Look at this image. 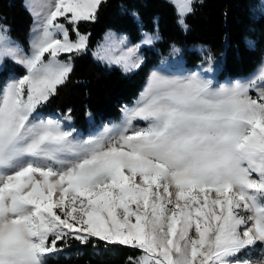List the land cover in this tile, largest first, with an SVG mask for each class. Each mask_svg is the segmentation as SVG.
<instances>
[{
  "label": "snow or ice",
  "instance_id": "snow-or-ice-1",
  "mask_svg": "<svg viewBox=\"0 0 264 264\" xmlns=\"http://www.w3.org/2000/svg\"><path fill=\"white\" fill-rule=\"evenodd\" d=\"M105 2L25 0L28 52L0 26V64L24 68L0 89V264H49L73 239L130 247L128 264H251L239 257L264 245V67L220 84L205 75L210 54L184 75L156 68L122 119L86 138L71 109L40 112L88 50L79 24ZM169 2L186 30L193 0ZM106 39L98 59L140 67V45ZM159 39L157 26L141 45Z\"/></svg>",
  "mask_w": 264,
  "mask_h": 264
},
{
  "label": "trees",
  "instance_id": "trees-1",
  "mask_svg": "<svg viewBox=\"0 0 264 264\" xmlns=\"http://www.w3.org/2000/svg\"><path fill=\"white\" fill-rule=\"evenodd\" d=\"M261 0H193L194 11L186 17L187 29L177 23L175 7L168 0H106L95 22H81L79 30L89 36V49L73 59V72L67 84L60 88L44 113L63 115L72 110L71 126L78 132L90 133L103 121L121 117V103L132 105L141 90L147 72L173 45L181 49L187 68H207L206 57L218 61L215 70L219 78L247 77L253 73L264 53V9ZM0 25L8 28V35L24 52L29 51L33 14L25 0H0ZM158 26L160 39L153 47H144V63L132 72L118 66L97 61L91 50L108 31L125 33L132 42L141 39L143 32ZM72 34L71 38H74ZM198 47H202L203 50ZM24 74V68L6 60L0 77ZM102 246V242H99ZM92 244L82 245L69 240L64 251L69 261L89 264H128L129 257L139 253L127 246H112L105 261L79 255L89 251ZM77 249V252L75 251ZM77 253V254H76ZM77 256V257H76Z\"/></svg>",
  "mask_w": 264,
  "mask_h": 264
},
{
  "label": "rangeland",
  "instance_id": "rangeland-1",
  "mask_svg": "<svg viewBox=\"0 0 264 264\" xmlns=\"http://www.w3.org/2000/svg\"><path fill=\"white\" fill-rule=\"evenodd\" d=\"M36 2H41V0H36ZM261 8L264 9V3H261ZM0 26H2V25H0ZM32 27H33V25H32ZM110 34H111V36L115 37L116 39H119L120 37H125L126 38V40L124 42V46L125 47H132L134 45H140L139 50H138V55H139L140 59L142 60L141 65L144 63V53L142 52V48H144V47H153L155 45V43H156L155 42L152 45H141V39H142V37H141L140 40H138L136 42H132L125 33H118V32H115V31H108V32H106L104 34L103 39L99 42V44L96 45V47L91 50V52H92L94 58L97 61L102 62L104 64H107L109 66H114L115 64H108V63H106V62L98 59L97 56L94 55V54L97 52V50L101 46H107V44L109 43V41L106 38ZM6 35L8 37H10L8 35V30H7ZM31 38H32V32H31V36H30V41H31ZM73 39H75V37ZM10 40L12 42H14L15 45H18L11 38H10ZM176 48L179 49V53L178 54H169L167 56H162L157 61V64L152 65L149 68V70L147 72V75H146V78L144 80L143 86H142L141 90L139 91V93L143 90V88H144V86L146 84V81H147V78H148L149 73L152 70L156 69V68H164L170 74H174V75H184V74H187L188 71H196V70L200 69V68H197V67H195V68H185L184 67V61H183V58H182V55H181V49L178 48V47H176ZM198 48L201 49V50H203L202 47H198ZM88 49H89V47H88ZM6 60H12V59L11 58L4 59L3 63L0 64V71L3 70V68L5 66ZM218 65H219L218 61L213 60V71L210 72V73H215L216 72L215 70L218 68L217 67ZM115 66H118V65H115ZM118 67H120V66H118ZM207 67H208V65H207ZM262 67H264V53H263L262 60L258 64L256 70L253 73H251L249 76H247V77H241V78L227 79V80H220V81L214 78L213 80L217 84L225 83V82H229V81H234V80H244V79H247V78L252 77L253 75L258 74L260 72V70L262 69ZM120 68H122V67H120ZM132 71H134V70H132ZM132 71H128L127 73L132 72ZM124 72H126V71H124ZM21 75H23V74H15V73H12L7 78L6 77H0V89H2L7 84V82L10 79L19 77ZM205 75H207V74L205 73ZM209 78H211V77H209ZM135 99H134V101H135ZM125 105H126L125 103H121V105L119 107H121V109H122ZM127 106L128 107H131L132 105H127ZM43 115H45V114H43ZM122 115L123 114H121V117L119 119L115 120V121H109V122L103 121L102 125L98 129H96L95 131H91L90 133H82V132H79V133L82 135V137H85V138L87 136H89V135H94L97 132L101 131L103 129V126L104 125H106V124L107 125H111L113 123H118L122 119ZM45 116H52V115H45ZM52 117H54V116H52ZM54 118H56V117H54ZM110 249L111 248L109 247L107 250H105L104 247H103V243H102V246L99 245L98 247H95V248L93 247L92 249L90 248L89 251H83V250H81V253H79V255L82 254V252H83V255H86L87 254L88 256H92V258H95L99 262H102V261H105L106 258H108V254H110L112 252ZM75 251L77 252V249ZM63 255H64V258L67 259L68 256H69V252L64 251V250L61 251L56 257L51 258L49 260V264H89L88 263L89 261H87V260H86L85 263H77L76 259H72V260H69V261H64V258L62 257ZM239 259L249 260V261H251V264H261V262L264 261V245H259L258 244L255 249H253V250H251L249 252L241 253Z\"/></svg>",
  "mask_w": 264,
  "mask_h": 264
}]
</instances>
